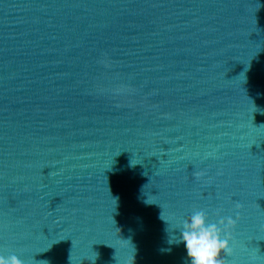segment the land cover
<instances>
[{"label":"water","instance_id":"water-1","mask_svg":"<svg viewBox=\"0 0 264 264\" xmlns=\"http://www.w3.org/2000/svg\"><path fill=\"white\" fill-rule=\"evenodd\" d=\"M198 208L264 264V0H0V251L186 264Z\"/></svg>","mask_w":264,"mask_h":264},{"label":"clouds","instance_id":"clouds-1","mask_svg":"<svg viewBox=\"0 0 264 264\" xmlns=\"http://www.w3.org/2000/svg\"><path fill=\"white\" fill-rule=\"evenodd\" d=\"M235 224L236 220L232 218H227V223L223 216L213 220L206 209H194L176 226L175 237L169 239L168 243L183 244L186 264H226L225 256L232 252L231 236L226 234V228ZM166 250L171 251V248ZM0 264L26 262L16 253L5 254L0 251Z\"/></svg>","mask_w":264,"mask_h":264}]
</instances>
